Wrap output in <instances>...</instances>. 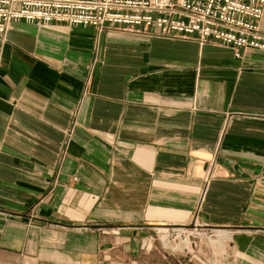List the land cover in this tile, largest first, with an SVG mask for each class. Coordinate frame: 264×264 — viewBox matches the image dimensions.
Here are the masks:
<instances>
[{"label":"crops","instance_id":"1","mask_svg":"<svg viewBox=\"0 0 264 264\" xmlns=\"http://www.w3.org/2000/svg\"><path fill=\"white\" fill-rule=\"evenodd\" d=\"M96 35H0V264H138L191 222L264 264V49Z\"/></svg>","mask_w":264,"mask_h":264},{"label":"built area","instance_id":"2","mask_svg":"<svg viewBox=\"0 0 264 264\" xmlns=\"http://www.w3.org/2000/svg\"><path fill=\"white\" fill-rule=\"evenodd\" d=\"M264 0H0V35L15 20L63 23L142 37L218 42L235 56L264 49Z\"/></svg>","mask_w":264,"mask_h":264},{"label":"rangeland","instance_id":"3","mask_svg":"<svg viewBox=\"0 0 264 264\" xmlns=\"http://www.w3.org/2000/svg\"><path fill=\"white\" fill-rule=\"evenodd\" d=\"M94 30L96 31L97 37L105 32V30ZM194 224L196 223L159 226L155 231L156 234L153 235L155 238V247H153L154 251L151 254L152 256L146 259L141 257L138 264H179L174 255L176 253L187 254L191 248L200 257L201 261L198 264H224L221 260L225 249L223 240L215 235H207L208 238L206 239L202 233L207 231L200 229L202 227L195 226ZM191 232L198 234L199 238H201L200 243L198 237H195L197 234L192 237L190 235ZM193 240L196 241L195 244H193ZM190 264L192 263L190 262Z\"/></svg>","mask_w":264,"mask_h":264}]
</instances>
